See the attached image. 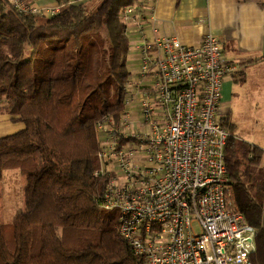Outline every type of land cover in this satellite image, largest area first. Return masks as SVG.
Instances as JSON below:
<instances>
[{"label":"trees","instance_id":"obj_1","mask_svg":"<svg viewBox=\"0 0 264 264\" xmlns=\"http://www.w3.org/2000/svg\"><path fill=\"white\" fill-rule=\"evenodd\" d=\"M58 1L59 12L36 15L0 0V112L26 124L0 137V180L8 168L27 180L25 209L0 220V264H145L119 232V211L101 207L109 177L95 175L97 124L126 107L123 11L137 0ZM220 122L230 199L258 229L252 262L264 264V151Z\"/></svg>","mask_w":264,"mask_h":264},{"label":"built area","instance_id":"obj_2","mask_svg":"<svg viewBox=\"0 0 264 264\" xmlns=\"http://www.w3.org/2000/svg\"><path fill=\"white\" fill-rule=\"evenodd\" d=\"M10 1L22 13L60 10ZM147 1L124 9L127 24ZM137 48L120 121L97 124L95 175L109 177L101 207L119 211V232L145 264H253L258 229L230 199L229 131L219 109L231 66L221 40L208 33L188 45L177 35L143 34Z\"/></svg>","mask_w":264,"mask_h":264},{"label":"crops","instance_id":"obj_3","mask_svg":"<svg viewBox=\"0 0 264 264\" xmlns=\"http://www.w3.org/2000/svg\"><path fill=\"white\" fill-rule=\"evenodd\" d=\"M52 9L58 0H26ZM70 3H100L101 0H67ZM96 5V4H95ZM127 35L139 55L143 34L177 35L184 43H200L212 33L222 42L223 57L231 70L225 75L219 116L228 117L239 138L264 151V0H148L140 4ZM47 15H50L47 13ZM142 23L143 30L139 28ZM140 60V56H139ZM25 122L0 112V137L24 129ZM262 164L264 165V154ZM7 180L19 181L17 196L6 188ZM26 177L19 168L4 170L0 180V220L3 224L25 209ZM264 225V213H263Z\"/></svg>","mask_w":264,"mask_h":264},{"label":"rangeland","instance_id":"obj_4","mask_svg":"<svg viewBox=\"0 0 264 264\" xmlns=\"http://www.w3.org/2000/svg\"><path fill=\"white\" fill-rule=\"evenodd\" d=\"M90 6H98L99 3H88ZM133 39V38H132ZM132 39H130V44H131V47H130V50L129 52L126 54V61H127V64H128V68L130 71H132V74H136V72L139 70V55L138 53L136 52L135 48L132 47V44H133V41ZM133 116L138 118V114L136 113V111H133ZM26 184H27V180H25ZM26 184H25V187H26ZM6 188L7 189H11L13 190V192H15V194L18 196L21 192V185L19 183V181H12V180H7L6 182ZM13 221V219H8L7 222L11 223ZM197 230H199V228L197 227Z\"/></svg>","mask_w":264,"mask_h":264}]
</instances>
